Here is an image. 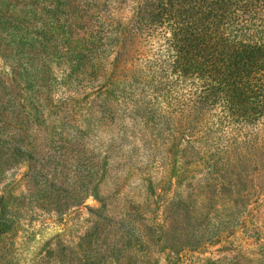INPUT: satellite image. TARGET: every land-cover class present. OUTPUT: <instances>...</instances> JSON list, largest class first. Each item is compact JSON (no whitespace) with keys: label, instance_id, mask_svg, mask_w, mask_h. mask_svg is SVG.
<instances>
[{"label":"rangeland","instance_id":"1","mask_svg":"<svg viewBox=\"0 0 264 264\" xmlns=\"http://www.w3.org/2000/svg\"><path fill=\"white\" fill-rule=\"evenodd\" d=\"M51 1L0 0V264H264V150L205 176L230 117L194 114L163 28L124 50L134 0Z\"/></svg>","mask_w":264,"mask_h":264},{"label":"trees","instance_id":"2","mask_svg":"<svg viewBox=\"0 0 264 264\" xmlns=\"http://www.w3.org/2000/svg\"><path fill=\"white\" fill-rule=\"evenodd\" d=\"M65 1L51 3L61 8ZM93 1L97 7L105 6V0ZM134 1V16L122 30L124 50L134 48L136 30L163 28L172 54V71L200 87L191 102L194 114L201 116L221 104L230 117L227 131L236 148L202 155L201 150L214 148L217 129L207 134L205 141L190 145L196 162L206 167L205 176L222 178L220 167L255 160V156L244 154L243 147L264 150V124L255 122L264 116V0ZM83 21L91 23L94 15H86ZM33 45L22 43L23 47ZM1 46L0 51H4ZM13 80H24V72Z\"/></svg>","mask_w":264,"mask_h":264}]
</instances>
